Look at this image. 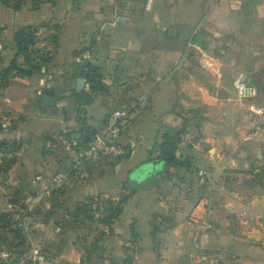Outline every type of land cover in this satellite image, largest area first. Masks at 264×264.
Segmentation results:
<instances>
[{"label": "crops", "instance_id": "crops-1", "mask_svg": "<svg viewBox=\"0 0 264 264\" xmlns=\"http://www.w3.org/2000/svg\"><path fill=\"white\" fill-rule=\"evenodd\" d=\"M27 26L31 61L17 56ZM13 61L33 74L6 83ZM85 61L106 90L81 103ZM241 77L264 104V0H0V215L26 211L46 248L37 264H264V120ZM117 110L128 156L70 173L81 131ZM166 132L182 164L161 161Z\"/></svg>", "mask_w": 264, "mask_h": 264}, {"label": "built area", "instance_id": "built-area-1", "mask_svg": "<svg viewBox=\"0 0 264 264\" xmlns=\"http://www.w3.org/2000/svg\"><path fill=\"white\" fill-rule=\"evenodd\" d=\"M237 92L241 102L246 106L247 113L252 119L257 122L260 119L264 120V104L259 102L261 99V88L256 84L253 77H241L237 84ZM115 122L107 127L105 130H98L96 133L91 134L88 142L85 145L79 146V160L71 168L70 173L74 172L79 174L80 166L79 162L86 161L90 164L99 165L107 162L123 158L127 154V149L119 141V135L121 130V122L124 118L122 111L117 110L114 113ZM261 129L258 124L254 131L249 132L247 135L252 137ZM63 141L68 146H75L76 143L70 136H63ZM65 174L57 176V183L59 186L65 182ZM26 211H22L18 215V226L24 231V234L30 238L26 253L22 258H17L15 255L7 253L5 257V264H37L42 256V252L38 244L36 243L33 232L27 223ZM20 259V261L18 260Z\"/></svg>", "mask_w": 264, "mask_h": 264}, {"label": "trees", "instance_id": "trees-1", "mask_svg": "<svg viewBox=\"0 0 264 264\" xmlns=\"http://www.w3.org/2000/svg\"><path fill=\"white\" fill-rule=\"evenodd\" d=\"M37 1L55 2V0H34V2H37ZM36 32H37L36 26H27V27L21 28L17 32L16 34L17 56L25 55L26 60L31 61V56H32L31 47L36 42ZM40 59L43 63H47L50 61L51 58L47 56H42ZM33 68H35V65L33 67L25 68L23 66H19L16 61H13L10 68L3 73V78L5 79L6 83H8L9 79L12 78L13 75H18L19 77L31 76L33 74ZM14 71H15V74H12V72ZM82 72L87 82L90 84L91 91L84 92L82 95L77 94V98H78V101L81 103L82 102L88 103L93 100L96 93H98L99 91H105L106 86L103 81V75L100 72L99 68L94 66L89 61H85ZM256 84L259 86L257 82ZM79 119L83 121L81 117H79ZM97 131L98 130L96 129L85 127L81 131L82 132V139L80 140L81 144L85 145L88 142L90 135L96 133ZM177 149L178 147L176 143L174 142V135L170 132H166L163 135V141L161 144V161L166 166L182 164V162H179V160H177V155H176ZM127 156L128 155L126 154V156H124L123 158H119V159L107 162L105 164L120 162L123 159H125ZM99 165H102V164H99ZM119 207L120 206L117 207L116 214H119L121 211ZM21 212H17L18 214L17 213L16 214L3 213L0 215V245L6 246L9 251L8 253L10 255H15L17 258L21 257V250H19V247L23 244L25 240L24 231L18 226V222H19L18 215ZM80 213L82 215L86 214V212L84 211V207L81 208ZM155 230H158V228L157 229L155 228ZM2 231L11 233L13 236V239L11 240L10 237H7V236H5V238L2 237L4 236L1 233ZM14 239H19V242L16 243ZM135 254H136V251H134V255Z\"/></svg>", "mask_w": 264, "mask_h": 264}, {"label": "rangeland", "instance_id": "rangeland-1", "mask_svg": "<svg viewBox=\"0 0 264 264\" xmlns=\"http://www.w3.org/2000/svg\"><path fill=\"white\" fill-rule=\"evenodd\" d=\"M83 217H86V214H84L83 216H81V219L83 218ZM80 222V221H79ZM77 223V222H76ZM68 227L70 228V229H74V227H77L76 229L78 230L79 228H80V225H79V223H77L76 225H74V223H73V221H72V223L71 224H68ZM30 228H32L31 229V231L33 232V233H36V227H33L32 225L30 226ZM76 230V231H77ZM36 241V243L38 244V246L40 247V249H41V252H43V255L45 256L46 255V248H44V245H42V243L37 239V240H35ZM78 243V245L79 246H83L84 244V242H82V241H78L77 242Z\"/></svg>", "mask_w": 264, "mask_h": 264}, {"label": "water", "instance_id": "water-1", "mask_svg": "<svg viewBox=\"0 0 264 264\" xmlns=\"http://www.w3.org/2000/svg\"><path fill=\"white\" fill-rule=\"evenodd\" d=\"M44 93H45V94H48V95H50V96H51V95L54 96V94H55V93H54V90H52V89H47V90L44 91ZM42 109H43V110H46V108H44V107H42ZM54 109H55V108H54ZM52 110H53V109H52ZM80 137H81V134H80ZM80 137H77V138H80ZM75 138H76V137H75Z\"/></svg>", "mask_w": 264, "mask_h": 264}]
</instances>
